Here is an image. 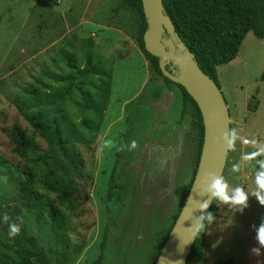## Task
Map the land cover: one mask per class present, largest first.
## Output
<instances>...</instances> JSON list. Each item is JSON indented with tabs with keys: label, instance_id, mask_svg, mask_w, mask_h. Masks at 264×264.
I'll return each instance as SVG.
<instances>
[{
	"label": "rangeland",
	"instance_id": "obj_1",
	"mask_svg": "<svg viewBox=\"0 0 264 264\" xmlns=\"http://www.w3.org/2000/svg\"><path fill=\"white\" fill-rule=\"evenodd\" d=\"M138 29L136 11L123 0H0V163L27 164L39 176L60 165L19 107L33 99L34 88L47 93L68 80H84L95 91L101 80H109L101 107H86L85 94L74 81L67 101L68 117L88 120L95 128L91 134L85 131L90 142L76 145L84 165L75 173L80 187L72 198L74 209L61 207L57 194L37 186L65 212L61 237L41 202L24 197L0 164V217L9 216L8 222L0 221V261L18 256L17 241L25 236L33 247L44 248L53 264H63L64 242L81 246L71 264H151L192 184L199 131L192 107L182 113L181 89L165 82L146 59ZM177 52L183 54V48ZM91 53L98 70L78 76ZM174 69L179 72L178 66ZM218 80L244 83L240 109L245 135L253 140L248 160L255 170L236 176L251 192L264 160V154L252 155L264 149V39L249 32L238 58L219 67ZM222 92L229 106L230 93ZM249 93L257 96L255 110L244 104ZM14 124L31 141L26 160L12 153L8 130ZM133 141L136 147L130 149ZM112 176L126 185L124 208L110 190ZM248 204L244 212L255 246L254 226L264 219V206L255 197ZM11 223L19 225L20 233L9 238ZM253 259V264H264V255Z\"/></svg>",
	"mask_w": 264,
	"mask_h": 264
},
{
	"label": "trees",
	"instance_id": "obj_2",
	"mask_svg": "<svg viewBox=\"0 0 264 264\" xmlns=\"http://www.w3.org/2000/svg\"><path fill=\"white\" fill-rule=\"evenodd\" d=\"M123 1L136 11L139 18L138 39L146 59L150 61L152 67L163 77L165 82L173 83L162 74L159 67V58L148 53L144 47V33L148 28V23L143 11L142 1ZM163 4L165 13L171 17L183 44L195 54L196 61L204 73L214 79L218 85L217 66L227 64L238 56L241 45L248 33L253 32L257 38L264 39V0H163ZM94 61V55L91 53L88 66L80 69L78 76L85 77L89 73L97 71L98 64ZM111 72L112 68L105 70L104 74L107 79H110ZM71 78H75V76L71 75ZM73 81L85 94L86 107H91V104L102 106V93L105 84L109 83V80L104 79L101 80L95 91L88 89L84 80H68V83L59 85L47 93L34 88L33 99L23 102L19 106L34 131L44 138L55 152L60 165L51 167L43 176H39L27 164H14L8 160H3L0 163L6 166L7 171L10 173V181L18 187L24 197L30 202H41L48 216L55 223L59 237L64 233L65 212L61 207L74 209L72 198L80 187L75 173L80 172L84 165V159L76 145L90 142L89 135L85 131H89V134H91V131L95 129L88 120L79 123L67 116L66 106L68 98L73 93ZM176 85L183 93L182 113L186 111L189 105L192 107L199 131L198 165L203 144L202 117L195 101L184 87ZM106 91L109 93V89H106ZM257 107L258 99L254 95L248 103V108L255 110ZM8 133L14 144L12 153L16 157L26 160L31 147V141L27 133L18 124H14L8 130ZM113 176L110 190L119 205L124 208L123 192L126 185L116 182ZM40 183L45 190L58 195V204L61 207L50 198H44L39 193L37 186ZM181 208L175 217V221ZM217 210V199H214L209 212H212L215 217ZM123 211L124 209H122V213ZM204 223L207 222L204 221ZM173 225L163 238L151 264L156 262ZM205 235L206 233L204 235L198 233L186 264L206 263L203 254ZM17 246L19 255L13 257L14 259L11 261H0V264H53L47 251L42 247H33L25 236L18 239ZM70 246L69 243L64 242V247L61 250L63 264H71L74 257L81 252L80 245Z\"/></svg>",
	"mask_w": 264,
	"mask_h": 264
},
{
	"label": "water",
	"instance_id": "obj_3",
	"mask_svg": "<svg viewBox=\"0 0 264 264\" xmlns=\"http://www.w3.org/2000/svg\"><path fill=\"white\" fill-rule=\"evenodd\" d=\"M148 28L144 33V47L159 58L162 74L173 83L181 85L195 101L203 122V144L199 162L183 207L154 264H186L199 232L190 226L202 216L200 204L206 198L203 188L205 174L216 172L224 175L230 146L224 138L231 129L230 110L225 96L208 74L200 68L195 54L182 42L175 25L165 13L163 0H141ZM168 35V37H166ZM183 54L178 55V47ZM179 67L177 72L174 67ZM215 198L211 199V205ZM199 222H203L200 220ZM192 239V240H191ZM183 244V250L180 245ZM187 242V243H186Z\"/></svg>",
	"mask_w": 264,
	"mask_h": 264
},
{
	"label": "crops",
	"instance_id": "obj_4",
	"mask_svg": "<svg viewBox=\"0 0 264 264\" xmlns=\"http://www.w3.org/2000/svg\"><path fill=\"white\" fill-rule=\"evenodd\" d=\"M237 58L238 56L227 64L233 63ZM220 66H217L218 78ZM218 82L223 91L225 90L226 93H230L231 102L228 107L231 115V129H236L240 134V139L230 146L229 162L227 169L225 168L223 177L229 182L230 186L244 185L247 189V185L243 184L241 177L236 176L244 174L248 168H250V171L255 170V168L250 167L249 160L242 159L243 156L249 154L248 147L253 142L252 140L250 144H244V138L246 137L244 131L245 124H243L240 109L241 103L239 101V94L245 91L241 86L244 83L241 80H218ZM248 88L249 86H247ZM250 98L252 97L249 93L244 100L246 106H248ZM260 142H263V140H260ZM233 164L240 165L238 172L232 170ZM229 165L231 168L230 172L228 171L230 169ZM247 179H249V175ZM217 204V215L211 225L208 226L205 235L203 246V254L206 259L205 264H253V257H256L250 253V249L254 245L252 242L253 234L247 226V212L240 214L235 210L234 206L218 199Z\"/></svg>",
	"mask_w": 264,
	"mask_h": 264
},
{
	"label": "clouds",
	"instance_id": "obj_5",
	"mask_svg": "<svg viewBox=\"0 0 264 264\" xmlns=\"http://www.w3.org/2000/svg\"><path fill=\"white\" fill-rule=\"evenodd\" d=\"M240 139V134L236 129H229L228 134L224 138L225 144L228 146L234 145V143ZM130 149L136 147V142L133 141L129 146ZM264 154V149H259L252 155ZM243 160L250 159V156L245 155L242 157ZM260 170L256 173V189L249 191L244 185L230 186L229 182L219 173L208 172L205 174V180L203 188L206 193V198L200 204V210L202 216L198 218V222L190 226V229L195 232H199L204 235L207 228L214 220V214L207 211L210 207L211 199L215 198L220 201L226 202L235 207V210L242 214L244 210L249 206V198L255 197L261 206H264V160L259 161ZM240 169L239 164H233L232 170L238 172ZM200 220L206 221L207 223L199 222ZM0 221L8 222L9 216L4 214L0 217ZM256 245L250 249L251 255L259 258L264 255V219H261L258 226H254ZM20 233V227L16 223L9 224L8 236L9 238L15 237ZM192 240V239H191ZM187 243V242H186ZM183 244L181 242L180 250H183Z\"/></svg>",
	"mask_w": 264,
	"mask_h": 264
},
{
	"label": "built area",
	"instance_id": "obj_6",
	"mask_svg": "<svg viewBox=\"0 0 264 264\" xmlns=\"http://www.w3.org/2000/svg\"><path fill=\"white\" fill-rule=\"evenodd\" d=\"M251 141H252V139L250 137H248V136H246L244 138V144H246V145L250 144Z\"/></svg>",
	"mask_w": 264,
	"mask_h": 264
}]
</instances>
